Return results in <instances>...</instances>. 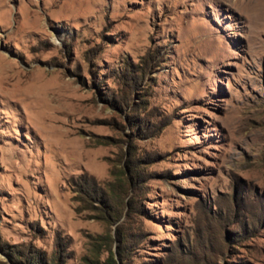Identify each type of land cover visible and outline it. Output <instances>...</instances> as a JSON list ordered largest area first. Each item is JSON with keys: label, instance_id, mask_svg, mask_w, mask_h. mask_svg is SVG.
<instances>
[{"label": "rangeland", "instance_id": "1", "mask_svg": "<svg viewBox=\"0 0 264 264\" xmlns=\"http://www.w3.org/2000/svg\"><path fill=\"white\" fill-rule=\"evenodd\" d=\"M262 9L0 0V264L110 245L117 264H264ZM130 147L139 183L108 225L75 184L106 188Z\"/></svg>", "mask_w": 264, "mask_h": 264}, {"label": "trees", "instance_id": "2", "mask_svg": "<svg viewBox=\"0 0 264 264\" xmlns=\"http://www.w3.org/2000/svg\"><path fill=\"white\" fill-rule=\"evenodd\" d=\"M127 154L125 163L118 169H112L111 175L114 181L110 182L106 188H102L93 177H82L75 184L77 188L75 191L77 200L85 205V209L96 211V218L105 221L108 225H113L121 219L123 215V213H120L122 210L121 206L128 196L127 190L129 188L135 189L139 183V163L133 156V149H131V147L128 149ZM131 201H133L132 198H130L128 202L130 210L127 216H131ZM107 237L109 241H113V237L110 234H108ZM116 238L121 242L120 245L126 244L127 237L123 234V231L121 232V230L118 229ZM12 252V255L16 254ZM119 255L122 262L125 261L128 256L125 254V251L121 252V250H119ZM27 262L28 264H45L40 258L37 262L34 261L35 263H33V259L31 258H29ZM53 264H55L54 261ZM104 264H117L111 245L108 248V257Z\"/></svg>", "mask_w": 264, "mask_h": 264}, {"label": "bare ground", "instance_id": "3", "mask_svg": "<svg viewBox=\"0 0 264 264\" xmlns=\"http://www.w3.org/2000/svg\"><path fill=\"white\" fill-rule=\"evenodd\" d=\"M262 10H263V9H262ZM263 11H264V10H263ZM261 14H262V12H261ZM261 14H260V15H261ZM263 14H264V13H263Z\"/></svg>", "mask_w": 264, "mask_h": 264}]
</instances>
